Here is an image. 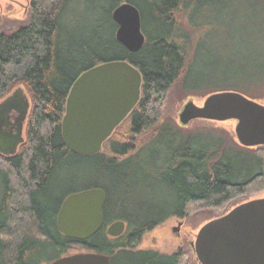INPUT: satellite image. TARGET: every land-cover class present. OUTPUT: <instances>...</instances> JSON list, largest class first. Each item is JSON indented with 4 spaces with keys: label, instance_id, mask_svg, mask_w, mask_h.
Listing matches in <instances>:
<instances>
[{
    "label": "trees",
    "instance_id": "obj_1",
    "mask_svg": "<svg viewBox=\"0 0 264 264\" xmlns=\"http://www.w3.org/2000/svg\"><path fill=\"white\" fill-rule=\"evenodd\" d=\"M250 1L29 0L24 19L0 26V100L21 87L30 101L20 148L0 153V264H45L76 248L107 253L110 264H190L183 247L138 245L192 205L223 213L264 190V146H243L221 127L157 124L176 82L185 93L236 90L264 100V4L258 10ZM122 2L141 15L138 51L116 37L112 11ZM228 52L233 59L219 67ZM110 60L139 69L140 99L98 153L75 154L61 133L67 94L81 72ZM90 187L105 191L104 222L76 240L59 230L57 213L68 194ZM115 220L126 229L110 236Z\"/></svg>",
    "mask_w": 264,
    "mask_h": 264
},
{
    "label": "water",
    "instance_id": "obj_2",
    "mask_svg": "<svg viewBox=\"0 0 264 264\" xmlns=\"http://www.w3.org/2000/svg\"><path fill=\"white\" fill-rule=\"evenodd\" d=\"M112 18L117 23L118 41L128 50L138 51L145 42V35L137 6L122 2L113 9ZM141 85V72L127 60L102 62L81 72L66 97L61 128L65 146L78 155L98 153L104 141L138 103ZM25 105L15 132L7 134L0 130L3 155L14 154L24 141L23 121L28 112V100ZM194 119L236 120L234 132L241 145L264 146V104L239 91L212 92L201 105L187 101L179 113L180 123L187 125ZM3 124L0 121V128ZM105 200V191L100 187L68 194L57 213L59 230L76 240L89 238L103 225ZM125 229L124 220H115L106 227L110 236H119ZM192 244L199 264H264V196L242 201L224 214L209 219L199 228ZM45 264H110V255L80 251Z\"/></svg>",
    "mask_w": 264,
    "mask_h": 264
},
{
    "label": "rangeland",
    "instance_id": "obj_3",
    "mask_svg": "<svg viewBox=\"0 0 264 264\" xmlns=\"http://www.w3.org/2000/svg\"><path fill=\"white\" fill-rule=\"evenodd\" d=\"M241 2L242 0H235V2ZM252 3V7L258 10H262L263 2L258 3V0L250 1ZM247 6V4H246ZM29 7V0H0V26L4 23L22 20L26 17ZM81 13H84V7H79ZM81 19L82 16L80 15ZM234 55L228 53H220L218 57V66L222 67L226 65L233 59ZM236 91V90H234ZM242 93V92H241ZM204 94V95H203ZM244 94V93H243ZM246 95V94H244ZM247 96V95H246ZM206 97L204 92L201 93H185L180 83L176 82L168 91L166 99L160 109L161 115L158 119L157 124L165 119L174 120L175 124L187 129V127L192 128H200L204 126H214L216 129L222 130L224 128L229 133L234 134L235 140V132L234 127L236 124V120H224V121H215V120H207V119H194L190 121L185 127L181 126L179 120V113L183 107V105L192 100L198 105H201ZM249 97V96H248ZM264 104V100L260 101ZM127 127V125L125 126ZM124 127V128H125ZM221 127V128H219ZM154 129V127L144 133L142 136H146ZM223 132V131H222ZM26 135V131L24 133ZM227 135V133H224ZM120 138L121 136H118ZM236 148V147H235ZM83 182L76 183L75 186L79 187ZM0 194H1V185H0ZM264 196V190L258 193H251L250 195H244L238 197L234 200L235 203H240L242 201ZM234 204H231L228 210H230ZM228 208V207H227ZM227 210V211H228ZM221 208H202L201 204L192 205L189 209V213L185 218H178L175 216H171L166 219L164 222L156 226L151 231L144 234L141 243L138 245V248H152L155 250H159L161 252L171 253L176 251L179 247H183L186 252V258L189 259L190 264H199V261L194 252L193 242L195 240V236L199 230V228L209 219L220 216L224 214L222 213ZM226 211V212H227ZM179 229H178V228ZM177 228V229H176ZM81 250L76 248L73 249L70 253L80 252Z\"/></svg>",
    "mask_w": 264,
    "mask_h": 264
},
{
    "label": "flooded vegetation",
    "instance_id": "obj_4",
    "mask_svg": "<svg viewBox=\"0 0 264 264\" xmlns=\"http://www.w3.org/2000/svg\"><path fill=\"white\" fill-rule=\"evenodd\" d=\"M14 90L11 93H9L7 97H4L3 99L0 100V121H3L4 123L2 128H0V130L3 131V133H7V134H9L10 132L11 133L15 132L19 117L26 106L25 104L27 100L29 101V98L27 97L26 93L23 90H21V88L19 89V87H17ZM6 99L7 101L5 102ZM29 112H30V101H29V107L26 118L23 121L22 133L24 138H25L24 133L26 131V124H27V118ZM20 145L17 147L16 152L20 148Z\"/></svg>",
    "mask_w": 264,
    "mask_h": 264
}]
</instances>
